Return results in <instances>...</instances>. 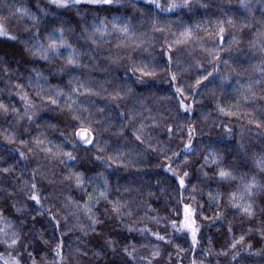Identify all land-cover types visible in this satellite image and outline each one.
Listing matches in <instances>:
<instances>
[{
  "label": "clouds",
  "instance_id": "9594fccd",
  "mask_svg": "<svg viewBox=\"0 0 264 264\" xmlns=\"http://www.w3.org/2000/svg\"><path fill=\"white\" fill-rule=\"evenodd\" d=\"M0 264H264V0H0Z\"/></svg>",
  "mask_w": 264,
  "mask_h": 264
}]
</instances>
